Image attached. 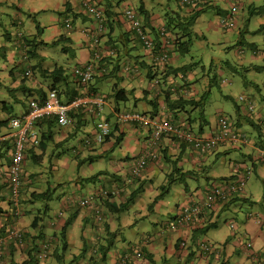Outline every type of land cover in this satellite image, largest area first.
<instances>
[{"label":"crops","instance_id":"obj_1","mask_svg":"<svg viewBox=\"0 0 264 264\" xmlns=\"http://www.w3.org/2000/svg\"><path fill=\"white\" fill-rule=\"evenodd\" d=\"M53 1L57 3L56 8L59 15H67H65L66 18L63 20L65 32L60 33L59 28L55 25L52 28V35L47 40L48 42L53 41L55 43L56 38L60 36L59 39L63 38L62 41L65 42V51L63 53L69 54V52L73 51L72 57L78 64L86 65L92 63L94 65L95 78L91 83V91L106 95L108 98L102 113V117L110 123L112 131L110 139L105 142L108 150H112L117 145H125L126 142L132 143L134 140V146H128L127 152L138 151L137 155L139 157L148 152H154L159 155L161 160H150L144 172L150 175H153L155 172L160 177L161 173H166L164 182L167 179V174L173 169L174 163H176L177 168L182 172H190L201 168L205 164L212 165L216 159L218 160L221 156L229 154L230 149L228 144L221 145L211 151V153L205 155L199 154L190 145L178 142L177 138L170 136H163L156 144H152L150 130L143 129L137 124L117 123L119 112L137 111L151 114L154 108H156L159 112L158 114L171 120L173 124L184 128L189 120L197 117L199 112L195 110L193 113L186 114L181 109V104H177V102L181 98H183L182 100L194 99L197 101L207 88L213 84L209 78L211 71L206 74L203 70L202 75L199 76L196 68L197 65L192 63L193 61H187V58L181 59L180 56L177 57L175 55L171 59L170 52L173 49V45L172 43L170 45V42L167 44L163 38L159 39L161 41L160 49L165 48L169 52L168 68H181L187 64L192 65V68L174 76L168 75L170 70L164 69V64L155 66V60L152 59L150 52L143 49L128 23L122 18L123 10L128 5L135 8L143 5L150 16V27L155 32H158L160 29H163V13L151 11L146 0H137L139 1L138 5L133 0H116L115 2L100 0L106 9L108 22L106 21V27L100 38V43L95 48L92 41H90V37L87 35V31L95 29L96 25L87 17L81 1ZM37 2L38 0H0V14L4 15L7 19L5 23L0 19V26L4 30L2 40H0V57L6 62L3 67L0 66L1 69H4L0 73V235L4 234L6 229L12 227L22 234L23 239L22 243L17 246L9 243L3 256L5 264H67L65 253H67L70 247V239H68L70 237L69 231L78 218L81 219V238L84 241V246L81 247L78 255H72L71 260H73V263L70 260V264H120L119 259L121 256L129 252L135 253L137 249L142 251L144 257L141 259L134 258L129 264H254V260L252 259V257L254 258L253 254H257L260 257V263L264 264L263 208L257 212L258 215H256L257 217L252 222L246 219L241 230H239V235L227 233L222 235L221 240L218 239L213 243L206 238L200 237L196 240V244L192 246L194 228H206L210 224H213L211 228L218 227L216 218H219L224 211L228 212L232 210V207L238 201H248L252 204V200L248 196H238L237 199L214 214H209L199 220L192 228H172L170 224L173 223L172 220L175 215H169L168 213L169 219L156 221L152 230H143L137 242H127L124 237H120L119 234H122L120 229H114L116 225H113L114 223L106 219L104 210L108 209L117 214L121 213L119 206L124 204V201L127 200L130 194L134 193L140 185L142 188L145 187V183L141 177L136 180L132 179L128 185H124L125 182L130 180V177L125 172V164H128L129 161H134L137 157L136 155H133L131 158L128 156L124 160L125 163H122L123 159L121 160V167H118V165L116 167V171H118V175H115L116 185H113L110 189H105L113 191L120 187L122 193L119 197H112L107 200L99 199L96 201L94 208L83 210L76 204L77 199L74 200L68 195H63L59 198L58 208L50 216L48 214L51 210L50 203H45L42 200L34 198L33 194L44 193L47 190H53L52 192L54 193L57 188L62 187L63 183L54 186L48 183L46 188V183L44 182L45 171H37L34 167L49 163V172L51 174L64 173L75 166L84 164L86 160L93 162L97 158L104 156L105 153L100 152L96 157L88 156L82 159L83 153H86L84 151H95L91 147L92 145L87 146L83 139L80 140L83 143L79 144L78 148H72V152L75 153L74 157H70L67 154L69 151L66 150L59 153L60 150H63V144L68 140L74 139L78 133L95 134L96 124L100 117L89 114L85 111L84 107L70 113L72 124L69 127L62 128L54 120H41L35 125L34 131L36 135L39 138L43 137V142H46L47 145L41 150L34 148L31 151L32 154H27L29 157L25 162L24 169L23 201L25 203L22 205V216L18 219L9 216L7 179L13 143V139L10 137L12 130L9 127V120L26 113L30 100L42 101L51 89L57 91L63 104H68L75 96L79 95V92H83L77 88L72 76L65 74V68L55 67V69L62 68L64 76L66 75L67 79L62 77L54 79L50 75V72L54 69H48L45 61L47 56L42 55L43 52L39 51V47L44 46V43L40 44V46L37 45V40L40 41V27L37 29L35 25L33 30V25H29L30 21L23 19L25 9H28V13L38 11ZM259 2L264 3V0H243L241 2L240 12L236 20L237 25H235L234 29L240 35L242 27H245L249 32V18L255 14H258V18L261 19L260 32L264 33V7L258 6ZM227 7L228 5L222 2L210 7L213 9V12L217 11V13L215 14L216 19L214 21H208L210 23L209 27L216 28L219 25L220 18L225 14ZM44 8L49 9V6L46 5ZM178 12L181 15L188 14L187 9L179 7ZM68 22L71 29H67L66 27ZM61 34L65 35L62 36ZM248 43L251 55L248 58L243 57L237 63L238 66H242L240 63L250 64V58L255 59L259 55V45L254 42ZM75 45L78 46L76 49H69ZM27 52L29 54L25 59L24 56ZM261 56H264V54ZM141 61L146 62V64L144 67L141 66L140 72L136 74V70L132 66ZM249 66L253 72H259V67ZM128 67L131 70L125 71V68ZM28 71L31 72V76L25 75ZM43 71H47L48 74L44 75ZM166 75L168 76L165 77ZM207 80L211 83L208 84ZM115 84L118 89L123 88L126 90V102L117 104L112 99L111 94L113 93L112 89ZM224 98L228 99L229 97ZM247 98L254 103L255 109L253 112L248 111V109L240 111V106L238 104L235 105L237 110V118L233 120L237 128L235 130L241 135L249 136V131L244 127V122L242 121L243 119L248 120L254 130V134H250V137H248L249 144L243 146L248 149V152L244 156L252 158L254 170L257 167L264 170V162L254 159L257 156V150L264 148V132L262 131L264 129V108L259 107L254 98ZM205 107H207V104ZM205 107L203 109L204 112L206 111ZM215 115H217L215 119H212V117L207 118L205 115L207 123L202 120L201 125H205L201 133L202 135L210 136L215 132L217 119L222 114L216 113ZM88 126H91V128ZM191 128L195 133H198V125L196 123ZM141 131L144 134L143 140ZM139 134H141L140 137ZM2 138H4L3 141ZM133 157L135 158L132 159ZM256 163L258 164L257 166ZM188 166L192 170L187 171L189 169ZM231 176L217 175V179H227L229 181L228 178ZM82 180L84 178H79L77 182ZM164 182L160 186L164 185ZM75 186L77 187V183ZM87 190L88 194L99 191L95 188H88ZM190 191L191 189H189V185L187 184L184 188V193H190ZM166 206H169L168 203ZM176 207L177 204L173 209L175 210ZM96 209L100 210L104 216V222L100 228L95 224ZM44 213L48 215L47 221L44 220ZM219 213L221 214L219 215ZM91 219H94V221L92 228L89 229L88 222ZM258 219L261 220V224L256 223ZM67 224L68 226L66 227ZM64 228L66 229L64 230ZM240 234L248 236L249 242L253 244V249L249 250L246 246H242L244 243L240 242ZM180 240L187 241V248L181 247ZM47 242L50 243L47 258L37 259L43 243ZM109 242L112 247L116 242L124 243L109 255L111 247L106 255V259L102 261L97 249L99 246ZM88 243L89 248L87 247ZM203 244L213 246L216 251L220 252L221 257L218 258L213 253L204 251L202 248Z\"/></svg>","mask_w":264,"mask_h":264},{"label":"rangeland","instance_id":"obj_2","mask_svg":"<svg viewBox=\"0 0 264 264\" xmlns=\"http://www.w3.org/2000/svg\"><path fill=\"white\" fill-rule=\"evenodd\" d=\"M52 1L53 0H38V11L28 13V9H25L23 12V19L30 21L29 25H33V30L35 25L37 29L40 27V41L37 40V45L40 46V44L42 45L44 43L43 45L45 47H39V51L43 52L42 55L47 56L45 61L48 69L53 70L56 66L63 67L65 68V74L72 76L73 80H76L74 69L83 67L84 65L78 64V62L73 59V51L69 52V54L63 53L65 42H58L60 36L56 38L54 44L53 41L48 42L47 40L48 37L52 35V28L55 25L59 28L60 33L65 32L63 20L67 15H59L57 12L58 9L56 8L57 3ZM111 1L115 2L116 0ZM133 1L138 5L139 1ZM146 2L151 11L160 12L163 13V15L178 11L176 0H146ZM46 5L49 6V9L44 8ZM258 6L264 7V3L259 2ZM203 12L205 14L203 13L201 18L197 19L195 23L196 26L193 27L194 31L191 30V40L188 48L190 52L185 58H187V61H193L192 63L197 65L196 68L199 76L202 75L203 70L206 74L211 71L209 78L213 84L210 86V98L207 107H205L206 111L204 112L207 118L212 117V119H215L217 116L215 114L219 113L235 124L233 121L237 118L235 105H239V97L254 98L259 107L264 108V56H261L264 54V33L262 34V32H260L261 19L258 18V14L250 17L249 32L245 27H242L240 35L236 30L226 31L220 25L216 28L209 27L208 25H210V23L208 21H214V19H216L215 14L217 11L213 12V9L207 8ZM0 19L3 20V23L7 21L5 16L1 14ZM234 24L237 25L236 21ZM3 32V27L0 26V40H2ZM61 35L64 36L65 34ZM248 42H254L259 45V55L255 59L251 57L250 64L240 63V65L243 66L242 68V66H238L237 63L240 62L243 57L248 58L251 55ZM77 47L78 46L75 45L69 49H76ZM5 63V60L0 57V66L3 67ZM249 65H253L256 68L259 67L261 70L259 69V72H253ZM2 71H4V69L0 68V73ZM207 82L208 84L211 83L209 80H207ZM224 97L229 98L225 99ZM240 109V111L246 110L243 106H240ZM242 121L244 122V127L249 131V136L247 137H250V134H254V130L250 126L248 120L243 119ZM88 127L91 128V126ZM140 127L150 130L149 127ZM262 131L264 132V129H262ZM140 135L141 134H139V137ZM81 139H83L87 146L92 145L91 147L95 149V151L90 152L84 151L86 153H83L82 159L88 156L96 157L100 152H105L104 156L97 158L93 162L86 160L84 164H80L77 167L75 166L64 173L51 174L49 172V163L34 167L37 171H45L44 182L46 183V188L48 183L52 186L63 183L61 188H57L56 191L52 193V200L49 202L51 210L48 212L50 216L53 215L54 211L58 208L59 198H61V196L68 195L74 200H79L88 195V188H95L97 190L110 189L113 185H116L115 175H118L116 167L117 165L121 167V160L123 159L122 163H125L124 160L127 159L128 156L131 158L133 155L137 156H135L136 159L139 158L137 155V153H139L138 151L127 152L128 146H134V140L132 143L126 142L125 145H117L112 150H108L106 143H98L96 141L95 134L90 133L87 135L83 132L78 133L74 139L65 142L63 144V150H60L59 153L66 150L69 151L67 154L70 157H74L75 153L72 152V148H78L79 144L83 143V141L82 143L80 142ZM143 139L144 134L142 133V140ZM87 142H89V144H87ZM228 147L230 149L229 154L227 156H221L218 160L216 159L212 165L205 164L201 168L194 170L188 166L189 169H187V171L192 170L190 173L191 175L193 174V178L185 175L187 174L186 172L181 171L180 173H176L175 181L170 184L168 182L170 178L169 175L174 172V169H178L176 163L173 164L171 172L167 174L165 182L164 177L166 173H161L160 177L158 173L155 172L153 175L143 172L138 178H142L145 187L142 188L140 185V187L136 188L139 191L133 199L134 201L128 204L127 209L119 214L104 208L106 219L114 223L113 225H116L114 226L115 230L117 228L120 229L122 233L119 234L120 237H124L127 242L135 243L141 236L143 230H152L156 221H165L169 219L170 216H168V213L169 215L176 216L178 212L177 208L184 203L190 200H202L205 195L204 191L208 186L213 183L223 182V179H217V175H232L228 178L229 181L236 182L242 178L247 180L243 195L240 197L248 196V198L252 200V204L248 201H238L234 204L235 206L232 207V210L221 212L222 214L219 213V215L221 214L220 217L218 215L219 218H216L218 227L208 229L202 238H206L213 243L218 239L221 240L222 235L227 233L239 235V230H241L246 219L252 222L257 217V212L260 211L261 208L264 209V170L259 169V167L254 170L252 158L250 159L244 156V154L248 152L247 148L231 144H228ZM132 165L133 161H129L128 164H125V172L130 178ZM257 165L256 163V166ZM247 168L250 169V174H247ZM79 178H84V180L77 182ZM88 179L92 180L89 181ZM133 179L136 180L137 178ZM162 182L167 186L164 192L160 188ZM76 183L77 187L75 186ZM187 184L189 185V189H191L190 193H184V188ZM123 187L126 189L125 186ZM156 198L158 199L156 200ZM167 203L169 206H166ZM176 204L178 207L174 210L173 207ZM47 216L48 215L44 213L45 221L48 219ZM93 221L94 219H91V221L88 222L89 229L92 228ZM230 224H233V229L230 227ZM81 229V219L78 218L69 231L70 237L68 239H70V247L67 253H65L67 264H70L72 255H78L81 247L84 246V241L81 238ZM247 241H250L248 236L240 234V242L244 243L242 246H245ZM123 243L124 242H116L113 247L111 245L110 247H112V249L109 255ZM87 247L89 248V243ZM137 251H140V249H137ZM71 263H73V260H71Z\"/></svg>","mask_w":264,"mask_h":264},{"label":"built area","instance_id":"obj_3","mask_svg":"<svg viewBox=\"0 0 264 264\" xmlns=\"http://www.w3.org/2000/svg\"><path fill=\"white\" fill-rule=\"evenodd\" d=\"M86 13L95 22V30L88 31L87 35L93 41L94 46H98L100 43L101 33L103 32V24L105 21L104 11L98 6V3L94 0H80ZM217 1L230 3L229 13L221 22V26L226 29L234 27L236 21V15L242 0H181V5L200 6L210 5ZM215 4V3H214ZM125 19L129 22L131 29L136 32V35L141 40L142 44L147 50L154 49V42L152 37L143 30V24L141 19L136 14L135 10L128 8L124 14ZM67 28H70V23L66 24ZM162 29V35L164 34ZM168 51L165 48L161 49L159 60L163 63L168 61ZM74 74L77 79V83L86 88L94 77V66L92 63H88L83 67H77L74 69ZM27 76L31 75L30 72L26 73ZM86 93V92H85ZM75 98L68 104H62L56 90H50L43 101L30 100L28 102L27 112L21 116H16L10 119L9 127L12 130L10 137L13 139V151L11 156V163L8 167V189H9V216L14 219H18L22 216L21 200L23 196L22 190V169L25 158L26 149L30 146H36L39 143L38 136L34 131V127L38 121L54 118L57 124L66 128L72 124L70 113L76 109L84 107L85 111L89 114L99 116L100 119L96 124L95 139L98 143H103L105 139L110 135L111 125L102 116L103 107L105 101L100 96H92L85 94ZM239 105L253 112L255 107L254 103L247 97H239ZM117 123L119 124H137L139 126L149 127L151 130L152 144H156L163 136H170L177 138L178 140L190 145L193 149L205 154L215 150L217 147L225 144H231L234 146H244L249 144L247 136L239 134L235 125L226 117H220L217 122L216 131L213 135L196 136L183 127L172 124L169 119H160L159 117L151 118L148 115L138 112H123L117 115ZM4 138H2V141ZM89 144V142H87ZM157 154L154 152L146 153L140 156L133 162L131 167V178L127 181L130 183L131 179L139 177L150 160H155ZM257 161L264 162V148L257 150ZM247 174H250V169L247 168ZM246 179L242 178L236 182L223 181L219 183H213L205 189V195L202 200L195 201L190 200L184 203L178 208L177 215L173 219V223L170 224L172 228H182L196 225V223L209 214H214L221 208L225 207L234 197H240L243 195ZM125 183V184H127ZM122 190L120 188L113 191L99 190L88 194L87 196L77 200L78 207L83 209L94 208L96 201L99 199H110L120 195ZM95 224L100 228L104 222V216L98 209L95 210ZM257 224H261V220H256ZM233 229V224H230ZM23 241L22 234L10 227L5 230L4 234L0 235V264H3V256L9 243L19 245ZM182 247H185V242L181 243ZM247 249L251 250L253 245L247 241L245 243ZM204 251L213 253L218 258L221 257L219 251H216L213 246L203 244ZM50 250V243H43L42 250L38 253V259H46ZM220 254V255H219ZM141 252L136 251L131 255L135 259L141 258ZM254 264H258V255L253 254ZM128 256L122 259L121 263L126 264Z\"/></svg>","mask_w":264,"mask_h":264},{"label":"trees","instance_id":"obj_4","mask_svg":"<svg viewBox=\"0 0 264 264\" xmlns=\"http://www.w3.org/2000/svg\"><path fill=\"white\" fill-rule=\"evenodd\" d=\"M94 1L98 3V6H100V7L102 6L101 8H104V11H105L104 15L106 17V21L108 22V20H107V12H106L105 7L102 5V1H100V0H94ZM180 1L181 0H176L177 5L181 9H187L188 10V14L187 15H181L178 11L171 12V14L170 13H167V14H164V15L162 14V17H163L162 20L164 21V25H163V29L165 31L164 34L167 33V35H170V37L172 38L171 40H172L173 49L170 52L171 53V56H170L171 59H173L174 55L177 56V57L180 56L181 59H183L187 54H189L190 50L188 48L190 46L189 43H190V40H191V30L193 31V27L195 26V23H196L197 19L204 13L203 12L204 10H206L207 8H210L211 6H213L216 3H218V1L217 2L213 1V4H210V5L204 4V5H200V6H189V5H181ZM138 12L140 13V15L142 14V16L144 17V24H145L146 28L144 27L143 30H145V32H148V29L151 30L150 35L152 34V36H154V38L152 37L153 38V42H154V50H153V52H151V54H154V52H156V54H158V50L161 47V41L159 40L161 38L159 36V32H155V30H153V28L150 27V25H149L150 16H149V14H147L148 12L145 10L143 5H140V7L138 9ZM85 13H86V10H85ZM225 18H226V16L223 15L221 17V19H220L219 24H221V22L224 21ZM133 33H135V32L133 31ZM136 36L137 35L135 33V38H136ZM62 40H63V38H60L58 40V42H62ZM33 46H31V47H33ZM64 51H65V48H63V52ZM28 54H29V52L25 53V56H24L25 59L28 57L27 56ZM145 64H146V62L141 61L140 63L134 64V66H132V68L136 70V74H137L138 72H140V67L141 66L144 67ZM154 64L156 66V65H158V62H155ZM168 66H169L168 63L165 64L164 65V69H169L170 73L168 72V75H174V76L177 75L180 72H185L187 70H191V68H192V65H190V64H187L186 66H183L181 68H176V69H173L174 67L168 68ZM43 74L46 75V74H48V72L47 71L46 72L43 71ZM50 75L54 79H57L58 77H62L64 79H67L66 75L64 76V70L62 68L54 69L52 72H50ZM168 75H166L165 77H167ZM149 78H150V76H149ZM116 84L113 86V89H112L113 90V93L111 94L112 99L117 104L126 102L127 101V97H126L127 92H126V90L123 89V88L118 89V87H116ZM77 88H79V90H82V88H84V86H81V85L77 84ZM88 88H89V91L87 93H89V92L92 93L90 95H92V96H103L106 100L108 99L106 95H103V94L98 93L96 91H94V92L91 91V85H88ZM210 88L211 87H208L207 90L202 94V96L197 101L194 100V99L182 100L183 98H181V100L179 99V101L177 102V104H181V109L186 114L187 113L190 114V113H193L195 110H198L199 113H198L197 117H194L192 120H189L188 124L186 123L187 125L184 126V129L190 131L191 133H193L196 136H204L201 133H202L205 125L202 126L201 123H202V120L205 121V123H207V120H206V117H205L203 109H204L205 105L208 104V101H209V98H210ZM53 90H55V89H53ZM80 95H82L81 92H79V95L75 96L74 98H76V97H78ZM158 113L159 112L157 111V109L154 108L153 112L150 114V117L151 118L159 117L160 119H167V118H165L164 116H162V115H160ZM220 117H224V116L223 115L219 116L218 119H217V122H218ZM43 120H50V121L54 120L56 122V120L54 118H47V119H43ZM40 121H38V122H40ZM195 123L198 125V129H197L198 133H195L193 131V129L191 128V126L193 124H195ZM172 124H173V122H172ZM174 125H176V124H174ZM176 126H178V125H176ZM235 127H236V125H235ZM111 135H112V131L110 132V135L105 139L104 143L106 142V140L110 139ZM206 137H209V136H206ZM172 138H174V137H172ZM179 141L180 140H178V142ZM181 142L185 143L183 141H181ZM46 145H47L46 142H43V137H40L39 143L36 146H32L31 148H27L26 149L25 158H24V162H23V169H22V184H23L22 185V190H24V181L23 180H24V177H25V172H24L25 162H26L27 158L29 157L27 154H29V155L32 154L31 151L34 148H38L40 150L44 149ZM193 150H195V149H193ZM12 151H13V146H12ZM195 151H197V150H195ZM197 152L199 154H203L200 151H197ZM208 153H211V152H207V153H205V155L208 154ZM32 158H34V156H32ZM160 158L161 157L159 155H157V158L155 160L156 161H160L161 160ZM180 172H181L180 169H176V170L174 169V172L169 175L170 178H169L168 182L170 184L173 183L175 181L176 173H180ZM190 172H186L187 174H185V175L193 177V174L191 175ZM92 179H90V180L88 179V180L91 181ZM137 179H140V178L137 177ZM85 181H86V179H85ZM223 181H227V179H223ZM160 187L163 190V192L167 188V186H165V185H162ZM8 191H9V189H8ZM52 191L53 190H47L44 193L33 194V197L36 198V199L42 200L45 203H48V202H50L52 200V193H53ZM138 191L139 190H136V191H134V193L130 194L128 200H126L124 204L119 206V210L121 212L126 210L127 207H128L127 205L134 201L133 199L135 198V196L138 193ZM9 198H10V194H9ZM157 199L158 198H156V200ZM235 199H237V197H234L230 202L234 201ZM24 203L25 202L23 201V196H22L21 206ZM81 209H83V208H81ZM67 226H68V224L66 225V227ZM211 227H213V224H210V225L206 226V228H201V229L200 228H194V230H193V238H192V246H194L196 244V240L198 238L202 237L207 232V230L210 229ZM65 229L66 228H64V230ZM109 238H111V237H109ZM109 240H111V239H109ZM180 241L182 242V240H180ZM11 244H13V243H11ZM110 246H111V244L109 242V243H106L105 245L99 246V248L97 249L98 252L100 253L102 261H104L106 259V255H107V253L109 252V250L111 248ZM140 252L142 254L141 258H143L144 255H143L142 251H140ZM131 255H133V253L129 252L128 254H125V255L121 256L120 259H119V263L122 264L121 263L122 259H124L126 256H128L126 264H129L131 262V260L135 258V257H131ZM259 259H260V257L258 256V261L257 262H258V264H261Z\"/></svg>","mask_w":264,"mask_h":264},{"label":"clouds","instance_id":"obj_5","mask_svg":"<svg viewBox=\"0 0 264 264\" xmlns=\"http://www.w3.org/2000/svg\"><path fill=\"white\" fill-rule=\"evenodd\" d=\"M243 1V0H242ZM241 1V2H242ZM219 2H222V1H218V3ZM222 3H224V4H227L228 5V7H227V10H226V12H225V15L227 16L228 15V13H229V5H230V3H227V2H222ZM82 4V3H81ZM241 6V5H240ZM240 6H239V9H238V12H237V15H236V20H237V16H238V14H239V12H240ZM102 7V6H101ZM128 8H132L133 10H135V12H136V14L138 15V17L141 19V21H142V24H143V28L145 27L146 28V26H145V24H144V17H142V14L140 15V13L138 12V9L137 8H135L134 6H131V5H128L126 8H125V10H123V13H122V18L125 20V22H127L128 23V25H129V27H130V24H129V22L125 19V17H124V14H125V11L128 9ZM103 9V11H104V8H102ZM85 10V9H84ZM105 12V11H104ZM86 15H87V17L92 21V23L95 25V22L92 20V18H90L89 17V15L86 13ZM104 17H105V15H104ZM108 20V19H107ZM220 26H221V24H219ZM103 26H104V28H103V32H104V30H105V27H106V17H105V21H104V24H103ZM222 27V26H221ZM131 28V27H130ZM67 29H71V26H70V28H67ZM223 29H225L226 31H230V30H234L235 29V24H234V27L233 28H231V29H226V28H223ZM91 30V29H90ZM90 30H88V31H90ZM93 30H95V29H93ZM132 31H134L133 29H131ZM161 30L162 29H160L158 32H159V36H160V38H163V39H165V42H167V44H169V42H170V45H171V43H172V40H171V37H170V35H167V33L166 34H163L162 35V32H161ZM164 30V29H163ZM88 31H87V33H88ZM92 31V30H91ZM103 32L101 33V37H102V35H103ZM135 32V31H134ZM164 33H165V31H163ZM136 33V32H135ZM134 33V34H135ZM147 34H149L150 35V33H151V30H149L148 29V32H146ZM151 37H153L154 38V36H152V34L150 35ZM89 37V36H88ZM100 37V38H101ZM138 36H136V39L139 41L140 39H138L137 38ZM152 38V39H153ZM90 41H92L91 39H90ZM141 41V40H140ZM139 41V42H140ZM92 43H93V41H92ZM140 44H141V46L143 47V49L144 50H146V51H149L150 52V54H151V52H153V50H147L145 47H144V45H142V43L140 42ZM94 46V45H93ZM95 48H96V46H94ZM98 47V46H97ZM162 49V48H161ZM161 49L160 50H158V54H156V52H154V54H151V57H152V59H154L155 60V62H158V64H167L168 63V61H169V59L170 58H168V61L167 62H165V63H163V62H161L160 60H159V57H160V52H161ZM168 56H169V52H168ZM98 57V56H97ZM93 65V64H92ZM94 66V65H93ZM131 70V68H125V71H130ZM28 72H30V71H28ZM31 73V72H30ZM26 75V74H25ZM27 76V75H26ZM29 76H31V75H29ZM94 78H95V70H94V77H93V80H94ZM93 80L88 84V85H91V83L93 82ZM74 83L77 85L78 83H77V79L76 80H74ZM51 90H53V89H51ZM82 95H84V93L85 94H87V92L89 91V88H88V86L86 87V88H82ZM49 92V91H48ZM88 94H92L91 92H89ZM82 95H80V96H82ZM59 96V95H58ZM79 97V96H78ZM100 97H102L103 99H104V101H105V105H104V107H103V110H104V108H105V106H106V104H107V100L103 97V96H100ZM60 98V97H59ZM77 98V97H76ZM45 99V98H44ZM43 99V100H44ZM75 99V98H74ZM73 99V100H74ZM42 100V101H43ZM72 100V101H73ZM70 103V102H69ZM63 104V103H62ZM240 106V105H239ZM27 112V111H26ZM132 112H137V111H132ZM103 113V112H102ZM121 112H119V114H120ZM123 113V112H122ZM138 113H140V112H138ZM25 114V113H24ZM141 114H145V115H148V116H150V113L149 114H146V113H141ZM71 117V116H70ZM102 117V116H101ZM14 118V117H13ZM12 119V118H11ZM107 120V119H106ZM9 122H10V120H9ZM57 123V122H56ZM58 125V124H57ZM235 125V124H234ZM237 129V128H236ZM11 134V133H10ZM38 136V135H37ZM38 139H40L39 138V136H38ZM104 143V142H103ZM32 146H30V147H28V148H31ZM154 161V160H153ZM134 162V161H133ZM11 163V162H10ZM148 165V164H147ZM146 169V168H145ZM130 179V178H129ZM125 183H127V182H125ZM124 185H128V183L127 184H124ZM120 188V187H119ZM121 189V188H120ZM101 190H105V189H101ZM107 191H109V190H107ZM95 192V191H94ZM92 193V192H91ZM122 193V192H121ZM120 193V194H121ZM90 194V193H89ZM119 196V195H118ZM115 197H117V196H115ZM112 198V197H111ZM104 200H107V199H104ZM178 207V206H177ZM174 219V218H173ZM173 221V220H172ZM182 242H185V247H182V248H187V241H185V240H182ZM181 242V243H182ZM180 243V244H181ZM253 245V244H252ZM252 249H253V247H252ZM141 251V250H140ZM143 257V256H142ZM141 259V258H140ZM3 264H5V262H4V260H3Z\"/></svg>","mask_w":264,"mask_h":264}]
</instances>
